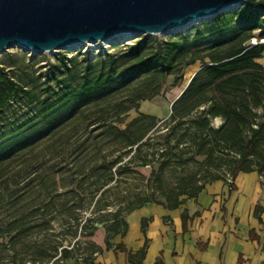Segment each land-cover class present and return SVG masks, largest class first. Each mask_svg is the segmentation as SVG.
Instances as JSON below:
<instances>
[{
	"label": "trees",
	"instance_id": "obj_1",
	"mask_svg": "<svg viewBox=\"0 0 264 264\" xmlns=\"http://www.w3.org/2000/svg\"><path fill=\"white\" fill-rule=\"evenodd\" d=\"M201 25L192 27L193 34H189L188 29L166 41L158 35L142 36L129 46L128 62H120L110 53L100 55L92 63H89V53L70 60L62 55L63 67H57L53 72L55 78L59 77L57 85L45 86L42 92L45 95L26 88L14 80L4 66H0V115L12 102H25L33 109L31 115L21 122L0 124V129H4L0 132V166L15 153L72 123L75 124L71 129L74 145L83 143L89 148L100 136L119 145L116 153L110 158L103 157L90 173L84 171L81 178L66 182L56 176L49 178L50 191L32 208L16 203L12 208L2 210L0 264H69L72 260L75 264L80 261L101 264L95 262L96 255L112 248L125 252L130 264H143L147 240L136 252L112 240L117 235H127V215L147 205L144 201L150 200L149 197L126 210L118 208L109 212L103 229L93 226L71 247L59 241L47 250L40 245V252L44 255L38 259L34 250L38 234L55 229L68 217H75L68 211L74 202L83 206L89 198L87 191L92 192V189L107 184L115 174L122 175L125 167L136 160H140L143 167L149 165L156 178L160 177L161 171L176 163L173 161L177 154L182 165L196 162L207 169L227 167L231 180L241 171L264 174V76L262 79L258 76L257 69L261 65L256 61L264 54V42L248 44L255 31L264 38V0H247L237 10L221 13ZM197 62L202 67L174 100L167 118L159 119L141 112L121 127L124 114L138 109L141 101L160 96L170 76ZM60 70L62 76L57 74ZM174 83L182 84L177 77ZM126 90L128 92L122 98L112 102L115 112L107 114L109 98ZM232 93L254 99L233 105L226 98V94ZM93 107L102 111L101 115L92 120L84 118L82 115ZM255 107L262 108L260 115L254 112ZM216 117L225 120L219 127L212 124ZM85 119L89 122L86 123ZM150 131L156 134L151 136ZM226 147L235 149L236 154L226 153ZM217 179L228 182L220 174H213L209 182ZM39 181L40 189H43L45 181L43 178ZM209 182L179 186L175 195L166 196L168 202L161 204L169 209L178 208L186 201L182 195L197 197ZM228 183L235 188L232 181ZM12 184L16 185L15 182H0V198ZM253 213L260 223L263 222V205L256 204ZM91 219L94 217L87 220ZM182 219L185 229L187 211ZM150 220L142 219L144 233ZM250 237L260 238L254 230L250 231ZM81 245L86 248V256L77 254ZM19 255H25L20 262L17 261ZM155 264L165 263L159 258Z\"/></svg>",
	"mask_w": 264,
	"mask_h": 264
},
{
	"label": "rangeland",
	"instance_id": "obj_2",
	"mask_svg": "<svg viewBox=\"0 0 264 264\" xmlns=\"http://www.w3.org/2000/svg\"><path fill=\"white\" fill-rule=\"evenodd\" d=\"M203 22L195 23L191 27L178 31L175 34H183L188 29L190 30L189 34H193L194 30L192 27L194 25L201 27ZM254 34V37L248 41V44L264 42V38L259 37V31H255ZM142 36L144 35L131 37L130 39L121 36L115 38V40H122L121 43H89L78 46L76 49L72 50L45 53H37L14 47L0 54V66H4L14 80L28 89H35L42 94L45 86L57 85L59 77L55 78L53 72L57 67H63V63L60 60L62 55H65L70 60L75 56H79L80 58L81 55L89 53V63H92L100 55L110 53L114 54L120 62H123L127 61L130 57L128 50L129 46L140 40ZM173 36L175 35H158L163 41ZM256 61L261 65V67L257 69V72L260 79H262L264 76V54L262 57L256 59ZM201 67L202 64L197 62L193 65L184 66L181 71L170 76L168 84L162 90L160 96L151 100H143L138 109H131L124 114V122L121 124V127H124L127 122L138 116L141 112L155 115L159 119L167 118L171 114L172 103L181 94L190 78ZM57 74L60 76L63 75L61 70L60 72L57 71ZM175 77H177L182 84L176 85L174 83ZM127 92V90L121 91L109 98L110 103H107V106H109L106 109L107 114L112 115L115 112L111 107L113 106L112 102L119 100ZM42 95L45 94L43 93ZM226 98L231 104L237 106L240 102H252L254 99L252 96L234 93L226 94ZM32 111V107L25 102H12L6 112L0 115V124L4 125L7 122H21L31 115ZM254 112L260 115L262 113V108L255 107ZM101 113L102 111L93 107L82 116L92 120L99 117ZM89 120L85 122L87 123ZM258 120H261L260 117ZM224 121L223 117H216L212 119V124L215 127H219ZM80 124H83V121ZM74 125V123L67 125L66 128L57 131L47 138L36 141L30 147L15 153L11 158L5 160L0 166V182H15L16 185L12 184L9 189L4 191V195L0 198V212L5 208H12L16 203L19 206L25 205V208L28 209L32 208L39 198L50 191L51 185L49 178L52 176L60 178L63 182L71 180L72 178H81L84 171L90 173V170L98 164L103 157L106 156L110 158L113 153L117 152L119 145L101 136L98 137V139L92 143L94 145L89 146V148L83 145V143L72 144L74 138H72L71 129ZM3 131L4 129H0L1 133ZM152 131H150L149 134L154 136L156 132L152 133ZM83 141L84 140H82V142ZM189 151L190 150L187 149V155L190 154ZM226 153L236 154L235 149H230L228 147H226ZM179 156L180 155L177 154L176 159L173 161L176 163H173L170 167L161 171L159 178L154 176L149 165L143 167L141 166V161L136 160L125 167L122 175L115 174L114 179L110 180L107 184L92 189V192L87 191L86 194H88L89 198L84 202L83 206L74 202L70 210H68L69 213L73 214V217L75 216L74 218L68 217L66 220H63L61 224H58L55 229L43 231L36 236V241L38 243L34 248L36 258L38 259L44 255L40 252V245L47 250L59 241L62 242L64 246L71 247L80 236L90 232L93 226L102 228L104 221L107 219V214L118 208L126 210L127 207L137 204L142 201L143 198L148 197L150 200H145L144 202H146V204H161V202H168L166 196L175 195L179 186L185 185L191 187L202 182H209L213 174H220L222 177L231 179L230 171L227 167L220 170L214 168L207 169L205 166L199 165L196 162H189L188 164L182 165L179 164ZM41 178L45 181V187H43V189H40L39 186V180ZM14 188H17L16 191H12ZM24 196L25 198H23ZM184 197L186 196H181V198ZM93 217L94 219L87 220ZM77 254L86 256L87 251L85 246L81 245V247L77 249ZM21 258H25V255H19L17 261L20 262ZM59 264H62V262ZM76 264L84 263L80 261Z\"/></svg>",
	"mask_w": 264,
	"mask_h": 264
},
{
	"label": "crops",
	"instance_id": "obj_3",
	"mask_svg": "<svg viewBox=\"0 0 264 264\" xmlns=\"http://www.w3.org/2000/svg\"><path fill=\"white\" fill-rule=\"evenodd\" d=\"M228 182L207 183L197 197H184L175 209L157 203L135 209L127 215V235H117L113 243L136 252L147 240L143 264H155L159 258L165 264H264V216L260 223L253 213L256 204L264 206V174L241 171ZM143 218L151 219L146 233ZM251 230L260 238L252 239ZM95 262L130 264L127 254L114 248L96 255Z\"/></svg>",
	"mask_w": 264,
	"mask_h": 264
},
{
	"label": "water",
	"instance_id": "obj_4",
	"mask_svg": "<svg viewBox=\"0 0 264 264\" xmlns=\"http://www.w3.org/2000/svg\"><path fill=\"white\" fill-rule=\"evenodd\" d=\"M247 0H0V54L37 53L139 35H175Z\"/></svg>",
	"mask_w": 264,
	"mask_h": 264
},
{
	"label": "bare ground",
	"instance_id": "obj_5",
	"mask_svg": "<svg viewBox=\"0 0 264 264\" xmlns=\"http://www.w3.org/2000/svg\"><path fill=\"white\" fill-rule=\"evenodd\" d=\"M170 35V34H169ZM126 38V36H124ZM193 70V69H192ZM131 219V218H130ZM132 221V220H131ZM133 222V221H132Z\"/></svg>",
	"mask_w": 264,
	"mask_h": 264
}]
</instances>
